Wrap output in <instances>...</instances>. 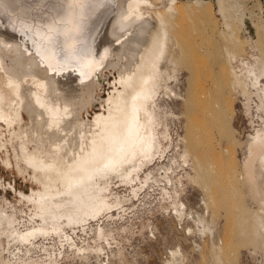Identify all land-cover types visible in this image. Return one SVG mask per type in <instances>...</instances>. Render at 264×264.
<instances>
[{
  "label": "bare ground",
  "instance_id": "bare-ground-1",
  "mask_svg": "<svg viewBox=\"0 0 264 264\" xmlns=\"http://www.w3.org/2000/svg\"><path fill=\"white\" fill-rule=\"evenodd\" d=\"M215 1L221 64L229 74L231 88L246 96L248 102L253 96L251 87L255 88L259 100L257 123L261 127L247 144L242 179L259 208L254 210L244 203L233 206L227 226L219 228L217 211L228 202L227 191L213 184L215 169L207 161L210 155L216 157L213 162L217 166L222 163V141H213L211 124L219 123V118L208 101L198 98L190 113L192 125L179 139L183 148L178 157L184 170L190 168L183 176L187 185L200 186L206 204L215 209L211 218L188 214L182 201L185 187L177 185L171 192L162 190L160 210L170 212L179 222L195 224L188 231L202 241L196 244L200 253L209 243L208 264H232L234 238L248 242L254 253L264 252V23L253 24L256 40L243 39L240 33L246 23L242 10L234 9L235 3L231 5L229 0ZM207 3L192 0L182 6L179 0H2L0 149L8 147L6 164L14 162L20 174H29L36 188L25 196L30 217L24 229L17 214L9 213L0 202V264L19 246L27 247L25 259L3 264H62L61 253L50 247L43 248L45 259L41 261L26 258L35 252L40 238L56 235L62 240L67 237L66 228L83 226L108 213L120 200L113 195L111 184L136 181L165 151L170 125L166 114L160 112L159 96L172 92L170 83L178 79L181 66L190 63L187 50L192 49L186 48L176 33V19L183 13L196 18L203 10L208 12ZM183 9L191 13L185 14ZM102 80L108 86L104 97L98 93L104 85ZM198 94L207 97L206 90ZM94 106L98 108L90 114ZM252 124H256L254 119ZM150 174L144 175L143 183ZM236 188L233 194L238 196ZM150 225L147 221L143 228ZM118 235L122 237L120 232ZM110 237L112 234L99 228L89 248L99 256ZM190 260L181 248H175L166 264H187Z\"/></svg>",
  "mask_w": 264,
  "mask_h": 264
},
{
  "label": "rangeland",
  "instance_id": "rangeland-1",
  "mask_svg": "<svg viewBox=\"0 0 264 264\" xmlns=\"http://www.w3.org/2000/svg\"><path fill=\"white\" fill-rule=\"evenodd\" d=\"M191 1L179 0V3L184 6ZM203 1L208 2L206 6L210 7L209 11L211 13L207 12L208 9L203 10V13L200 12L194 18V16L188 14L191 12L187 13V10L183 9L185 14H188V18L183 13L181 14L182 17L180 15L176 19V33L179 34L177 35L182 43L185 42L186 48L192 47L191 50H186L187 53L190 51L188 55L192 54L193 56L189 55L190 59L187 57L190 61L189 64L181 66L178 79L171 81L172 92L159 96L160 112L166 114L170 125V139L164 141V147H167L165 151L157 155L149 163L150 165L143 169L136 181L130 184L114 181L111 184V191L113 195L119 197L118 204L122 206L118 204L113 206L109 210L111 212L108 211V213H105L106 215L103 214L95 220H90L83 226L66 228L65 234L67 237H63L62 240L56 238V235L40 238L36 242L37 249L26 259L41 261L40 259H45L43 248L50 247L57 254L61 253L60 263L62 264H166L170 258V252L175 248H181L185 255L191 259L187 264H208L211 258L209 243H206L204 252L200 253L196 244L202 241L198 235L193 236L188 231L190 230L188 227L194 228L195 224L187 220L179 222L171 216L170 212L163 213L160 210L162 190L166 189L171 192L178 187L177 185L185 187L186 191L183 193L182 201L188 214L192 213L194 216L201 214L211 218L215 209L211 203L206 204V195L200 186L187 185V180L183 176L190 172V168L186 167L189 170L186 168L184 170L178 157V152L181 151L180 148H183V144L179 142V139L187 134L192 125L190 113L197 106L194 100L198 98L202 101H208L210 107L218 113L219 118V123L211 121V124L213 125L212 129H214L213 141H222V163L220 162V166H217V163L213 162L216 157L210 155H208L207 160L215 169L213 184L216 185L217 189L225 187L227 191L228 202L226 204L222 203L217 211L219 228L224 229L227 226L226 221L229 219L233 206L237 207L244 203L251 209L257 210L259 208L251 197L249 186L245 183V180H242L243 161L247 154V144L252 139V134L261 127V124L257 123L259 122L258 116L261 115L257 112L256 105L259 100L254 94L255 88L252 89L251 87L253 96L250 102H248L246 96L232 90L229 74L221 64V47H219L221 41L217 36L218 30H216L215 25L216 21L218 23L215 16L216 1ZM229 1L231 5L235 3L232 7L238 11L242 10L241 13L244 14L242 16L245 17L246 29L241 31L240 36L243 39L251 37L256 40V29L253 24H257V22L258 24L264 23V0ZM183 10L182 12H184ZM183 17L185 18L183 19ZM181 29L183 30L181 31ZM96 35L97 33L93 36L94 40L97 37ZM106 74H109L108 71H106ZM109 75L111 76V74ZM63 80H66V78H63ZM102 83L104 85L98 93L101 97H104L108 86L106 80H102ZM74 84V86L77 85V83ZM202 89L207 91V97L205 94H198L199 91L203 93L204 90ZM97 108L96 106L91 108L90 114L96 111ZM209 110L206 111L205 115L210 113L211 110ZM206 116L209 118L208 115ZM253 119L256 122L255 126L252 124ZM214 137H217V140ZM213 141L211 142L213 143ZM0 142H3V140ZM218 142L213 144L216 145ZM177 144L179 145L177 146ZM5 148L3 146L0 149L2 150L0 151V202L5 204V208L9 213L17 214L20 221L19 226L24 229L26 224H29L28 218L30 217V206L26 202L25 196L29 194L30 189L36 188V185L29 174H20L16 170L14 162L6 164V155L10 151H8V147ZM211 154L215 155L214 150L211 151ZM147 172L151 173L150 178L147 181L148 183H143L142 179ZM145 184L147 185L145 186ZM235 186L237 187L238 196L233 194L235 193ZM147 221L150 222V227L143 228V224ZM99 228L104 233L112 234L113 238L110 237L105 242L104 251L96 256L89 247L93 245L95 234ZM119 232L122 237L118 235ZM187 232L188 234H186ZM203 240L206 241L207 238ZM233 240L235 241L231 243L234 248V263L232 262V264H264L263 250H257L254 253V249L248 242L236 238ZM26 249V246L16 247L5 261L14 263L23 258L25 259ZM120 250H122L121 254L124 256H122L124 263L121 262Z\"/></svg>",
  "mask_w": 264,
  "mask_h": 264
},
{
  "label": "snow or ice",
  "instance_id": "snow-or-ice-1",
  "mask_svg": "<svg viewBox=\"0 0 264 264\" xmlns=\"http://www.w3.org/2000/svg\"><path fill=\"white\" fill-rule=\"evenodd\" d=\"M81 2H91V0H81ZM3 4H2V0H0V7H2Z\"/></svg>",
  "mask_w": 264,
  "mask_h": 264
}]
</instances>
